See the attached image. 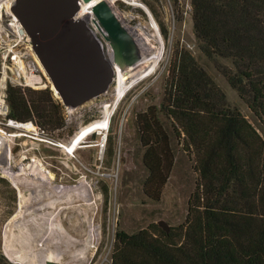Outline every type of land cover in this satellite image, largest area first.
<instances>
[{"label": "rangeland", "instance_id": "obj_1", "mask_svg": "<svg viewBox=\"0 0 264 264\" xmlns=\"http://www.w3.org/2000/svg\"><path fill=\"white\" fill-rule=\"evenodd\" d=\"M138 1L163 39L162 56L146 76L134 82L120 80L116 72L103 94L77 108L62 103L66 124L61 129H38L33 138L21 136V140L0 135V250L7 264H111L118 230L133 233L155 224L168 232L186 222L198 177L196 160L164 114L177 51H188L222 89L227 102L264 138L262 124L216 63L200 50L190 0ZM11 2L2 0L3 15ZM105 3L135 38L140 50L137 64L158 53L143 7L130 0ZM6 19L2 17L0 24ZM12 49L10 42L0 41V78L3 73L8 76L3 89L8 117L25 115L21 90L27 88L10 80L12 64L4 66V56ZM217 63L231 66L228 59L218 58ZM146 111L162 122L171 139L172 165L158 199L150 195L149 171L143 161L146 147L136 122L138 114ZM12 170L17 186L5 175Z\"/></svg>", "mask_w": 264, "mask_h": 264}, {"label": "trees", "instance_id": "obj_2", "mask_svg": "<svg viewBox=\"0 0 264 264\" xmlns=\"http://www.w3.org/2000/svg\"><path fill=\"white\" fill-rule=\"evenodd\" d=\"M190 3L200 50L264 129V0ZM171 73L164 114L198 170L187 220L168 232L155 224L118 230L111 264H264V138L188 51L176 52ZM21 96L25 115L11 114L13 120L47 132L65 126L50 89L27 87ZM136 122L149 194L158 199L172 165L170 135L148 111ZM7 263L0 250V264Z\"/></svg>", "mask_w": 264, "mask_h": 264}, {"label": "water", "instance_id": "obj_3", "mask_svg": "<svg viewBox=\"0 0 264 264\" xmlns=\"http://www.w3.org/2000/svg\"><path fill=\"white\" fill-rule=\"evenodd\" d=\"M78 10V0H14L12 6L55 94L69 108L104 93L114 78V68L99 48L87 17L73 19ZM93 12L117 44V61L135 62L138 55L109 6L96 2Z\"/></svg>", "mask_w": 264, "mask_h": 264}, {"label": "built area", "instance_id": "obj_4", "mask_svg": "<svg viewBox=\"0 0 264 264\" xmlns=\"http://www.w3.org/2000/svg\"><path fill=\"white\" fill-rule=\"evenodd\" d=\"M84 2L83 0H78L79 10L74 14L73 19L77 20L82 17H87L88 25L90 16H83L80 14L81 4L86 3V8L89 7V11L93 14L96 19V15L93 12V6L96 2ZM116 1V0H115ZM114 1V2H115ZM112 2V3H114ZM0 11V19L6 17V23L4 25L0 24V41L4 43L10 42L12 45V50L10 54L7 52L4 56V66L9 67V64H12L10 80L19 82L24 86L33 88V89H45L52 87L51 81L48 75L45 73L44 69H41L39 64L35 60L33 43L19 19L14 15L12 11H9L7 8ZM90 28V26H89ZM91 30V29H90ZM10 55V56H9ZM9 56V60L7 59ZM8 76L6 73L1 74L0 78V115L2 119L0 120V130L8 135L9 137L16 138V140H21L20 137L23 136L25 139L33 138V133L36 134L40 128L33 122L35 126L34 129H27L25 127L18 126V122L13 121V118L6 116L8 113L7 106L5 105L3 89L6 87V82ZM5 127L10 128H21L22 131L9 132ZM2 128V129H1ZM18 137V138H17ZM15 142V141H14ZM24 143V141L22 140ZM8 149V148H7ZM10 149V148H9ZM12 149V148H11ZM10 149V150H11ZM14 150H19L14 148Z\"/></svg>", "mask_w": 264, "mask_h": 264}, {"label": "bare ground", "instance_id": "obj_5", "mask_svg": "<svg viewBox=\"0 0 264 264\" xmlns=\"http://www.w3.org/2000/svg\"><path fill=\"white\" fill-rule=\"evenodd\" d=\"M114 1L115 0H107V3H111V2H114ZM131 1H132V3H135L136 5H138L140 7H143V8L145 7L138 0H130V2ZM91 2H105V0H92ZM85 4L86 3L81 4L80 14L83 15V16H90V18H89V26H90L91 32H92V34H93V36H94L99 48L101 49V51L103 52V54L105 55L107 60L113 66L114 74H116V72H117V74L119 75L120 80H125L127 78H131L134 82L138 81L143 76H146L150 72V70L153 68V65H155L157 60L162 56V53H163V39L161 38L159 30H158V26H157L156 22L154 21V19L152 18V16L150 15L149 11H147L144 8V11L149 15V21H148L147 26L149 28L153 27V29H154V31L152 32L151 36L154 37V40H156L158 45H159L158 53L156 55H153V56H150V57H145L138 64H137V62H138V60L140 58V50H139V47H138L137 43L135 42V38L130 33L129 29L125 25H123L120 22V20L117 19L116 14L113 11H111L112 15H113V17H114V19H115V21L117 23V25L119 26L121 31L127 36V39L130 41L131 48L136 52V55H138V59L135 62H133V63H129L127 61V59H125V58H123L122 62L119 63L117 61L118 53L116 52V50H117L116 42L108 34V32L106 31V29L104 28L102 23L99 21V19L98 18H96V19L94 18L93 14L89 11V7L86 8L87 5L85 6ZM8 5L9 4H7L6 8L9 9V11H12V6H13L12 2L10 3L9 6ZM3 7L4 6L2 5V0H0V11H2ZM35 60L39 64L40 68L43 69V67L41 66V64H40L39 60L37 59V57H35ZM132 66H134V70H132L131 72H128V74H127V69H129ZM13 121H15V120H13ZM18 126L25 127L27 129H34L35 128L34 125H25V124H22V123H19ZM0 135L4 136V137H8V138H13V137H9L10 135L2 132L1 130H0ZM54 145L55 146H59L60 144L56 143ZM34 161L36 162V165H34V166L35 167L36 166L39 167L40 166V162L38 160H36V159H34ZM4 170H3V172H4ZM5 173H7L5 175L12 180L13 184L15 186H17L16 182L13 179L14 175L16 174V172H14L12 170V171H5Z\"/></svg>", "mask_w": 264, "mask_h": 264}]
</instances>
